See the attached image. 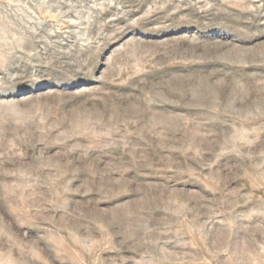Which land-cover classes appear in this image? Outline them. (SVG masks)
<instances>
[{"label":"rangeland","instance_id":"rangeland-1","mask_svg":"<svg viewBox=\"0 0 264 264\" xmlns=\"http://www.w3.org/2000/svg\"><path fill=\"white\" fill-rule=\"evenodd\" d=\"M0 264H264V0H0Z\"/></svg>","mask_w":264,"mask_h":264}]
</instances>
